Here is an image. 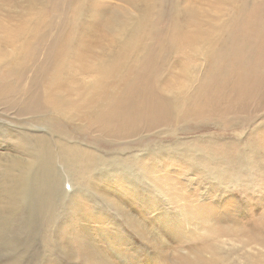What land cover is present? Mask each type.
I'll list each match as a JSON object with an SVG mask.
<instances>
[{
  "label": "rangeland",
  "instance_id": "rangeland-1",
  "mask_svg": "<svg viewBox=\"0 0 264 264\" xmlns=\"http://www.w3.org/2000/svg\"><path fill=\"white\" fill-rule=\"evenodd\" d=\"M255 8V24L264 29V0H153V6L148 0H0V53L10 60L0 59V76L14 86L0 100V173L16 157L27 162L9 181L23 186L30 162L36 179L24 185L33 190L31 199L3 205L0 264H264V94L215 116L184 117L171 108L167 118L122 135L49 107L24 108L31 106H25L27 89L44 96L48 75L59 73L65 86L55 96L91 110L90 83L108 60L121 62L117 81L140 59L153 58L149 76L164 98L189 96L218 57L236 51L246 52L253 64L248 73L257 75L264 71L258 39L234 47L223 33ZM144 10L156 33L133 47L109 36L95 41L82 20ZM195 26L210 32L173 38L175 29ZM61 143L95 151L93 170L67 162L72 158ZM46 148L56 157L52 166ZM141 154L148 163L157 160L156 174L146 180L138 174ZM116 158L128 159L127 172L114 168Z\"/></svg>",
  "mask_w": 264,
  "mask_h": 264
},
{
  "label": "bare ground",
  "instance_id": "bare-ground-1",
  "mask_svg": "<svg viewBox=\"0 0 264 264\" xmlns=\"http://www.w3.org/2000/svg\"><path fill=\"white\" fill-rule=\"evenodd\" d=\"M148 1L153 6V0ZM259 11V8H255L252 13L247 16V19L236 23V25L223 32L226 39L234 45V47H238L249 40L253 41L252 39L257 38L259 47H261V51L258 54L260 58L257 57L258 63L264 62V29L255 24L259 18ZM85 15H88V13H85ZM123 15L124 14L121 12H115L108 18L102 17L95 21L83 18L82 20H85L83 23L91 26L89 31L95 37V41L102 36H109L113 40L112 43H117V45L121 47H133L146 43L147 40H150V36L156 33L153 30H149L153 28V26L147 25L146 10L138 15ZM180 30L181 29H175L172 32L174 35L173 38L177 41H190L210 32L200 26H195L193 29ZM24 49L25 48H23V50ZM0 59L4 61L7 58H5L3 53H0ZM152 59L153 58L148 57L140 59L134 72H125L123 75L119 76L117 81H114L113 77L118 74L121 62L117 60H108L99 64L98 74L90 83L91 89L88 90L86 99L91 106V110L87 111L83 109L81 104L76 105L67 97L55 96V94L62 93L59 89L65 86L64 77L59 73L48 75V86L44 96L40 94L37 88L27 89L26 101L28 103L25 106L28 104L31 106L24 108L26 110L35 111L49 107L53 111L65 115L69 120H80L83 121L84 124L88 123L92 126L95 125L98 130L105 133L122 135L124 131H132L137 127H149L156 123V120L163 115L167 118L172 113L171 108L177 111V113H181L180 115L184 117L191 115L196 117L204 115L215 116L217 113L221 114L226 110L233 112L234 109L247 107L249 102L252 103L253 101L261 100L263 97L262 94H264L260 88L262 84L264 85V71L259 72L257 75L255 73L254 76L249 74L248 70L251 69L252 71L253 68L248 69V67H252L253 64L248 61L246 52L242 50L236 51V54L232 57H218L216 67L198 82L199 84L189 96H178L185 100H180L173 95L167 98L160 95L161 93L158 87L152 84L149 76L152 72ZM3 63L8 64L10 60L7 59ZM83 67L82 65V68ZM13 87V84L10 82H1L0 76V100L5 99L7 96L6 94L10 92ZM53 95L56 98H53ZM180 101H184V104H180ZM25 135L29 136L30 132H26ZM39 141L33 142L35 148H38ZM61 146L66 158H72L67 162L73 161L71 163H76L75 160H79L81 169L85 167L86 170H93L94 166H92V163L95 160L94 155H97L94 150V152L89 153L87 149H80L76 145H69V143L68 145L61 143ZM82 150L84 153H82ZM45 151L49 154L47 156L49 160L48 164L52 166L56 157L54 154H51L48 148H46ZM0 155H3V153L1 152ZM82 155H84V166H82ZM139 156H141V165L138 167L140 178L146 180L148 175L154 177L157 160H150L148 163L147 161L149 159H145L144 155L141 154ZM99 157L100 156L97 155V158ZM2 158L3 156H0V167L3 165ZM32 158H35L34 154ZM9 159V162L11 161L12 163L5 171L2 170L0 173V222L3 205L6 203H15L18 205L22 202L21 200H26L28 196H30L28 198L31 199L33 190L31 193L24 185L29 184L34 186V182L36 183V179L34 180L35 162L27 164L26 171L29 173V179L22 181L23 186L18 180L17 182L9 181L14 179L16 174L25 168V163L27 162L16 157ZM204 159H206V157ZM63 161L65 162V160ZM121 163H124L123 165L125 167L122 165L118 168ZM111 164L114 165L115 169H120L123 172L129 170L127 158H116ZM211 164L213 163H209V165ZM81 169L76 175L82 171ZM70 174L71 176H76L75 173ZM3 175L4 177H2ZM109 188H111L110 185ZM153 189L154 192L157 193V186L154 185ZM105 195L107 194H103V196ZM112 196L118 199V195L113 194ZM79 197L82 196H77L76 200L80 199ZM81 209H83V207ZM262 218H264V216Z\"/></svg>",
  "mask_w": 264,
  "mask_h": 264
}]
</instances>
